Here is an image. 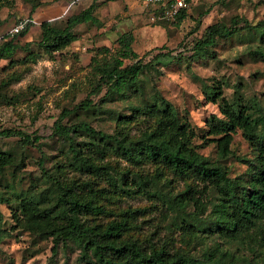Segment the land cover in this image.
<instances>
[{
	"label": "rangeland",
	"instance_id": "rangeland-1",
	"mask_svg": "<svg viewBox=\"0 0 264 264\" xmlns=\"http://www.w3.org/2000/svg\"><path fill=\"white\" fill-rule=\"evenodd\" d=\"M42 1L40 7L47 9L57 0ZM69 1L76 2L64 14L48 17L31 13V4L24 0H0V5L4 2L0 6L1 35L22 19L38 22L30 25L24 36H15L21 48L13 57L0 59V132L13 129L41 137L29 146L17 136L0 138V151L15 158L13 165L0 171V264H88L89 259L77 242L56 240L54 235L44 233L21 214L19 204L23 198H35L41 207L51 208L54 216L60 206L52 178L94 179L71 165L70 143L53 135L52 128L64 109H71L72 113L63 119V124L87 122L108 133L116 131L117 118L131 114L132 104L139 102L134 96L130 98L132 91L122 96L103 86L99 93L93 92L100 79L98 62L118 56L119 38L125 33L133 35L132 47L139 54L138 59L125 60V64L139 59L147 64L141 76L145 90L141 99L151 101L160 96L171 103L189 123L190 143L196 151L226 167L230 178L243 180L248 177L249 164L245 160L254 159L256 154V147L238 130L231 155H219L215 139L220 136L210 133V120L224 118L221 99L214 103L206 91L220 84L224 98L232 101L240 97L250 111L258 112L264 107V57L258 52L264 50V30L254 28L264 21V0H202L180 22L161 24L150 20L140 0ZM91 6L98 22L78 25L76 41L53 53L40 46L42 22L52 21L63 28L69 16ZM234 20L243 22L234 26L238 31L232 37L218 39L215 46L191 55L190 47L204 38L210 25L231 27ZM180 53L186 56L171 58ZM86 99L93 102L88 109L81 106ZM150 122L154 121H131L125 130L139 135ZM75 138L78 143L91 140L85 133H78ZM104 163L112 167L120 185L127 181L131 190H115L105 177L94 179V198L109 213L85 215L82 222L106 225L114 219H126V237L144 245H165L171 252L194 257L216 247L238 256L254 255L261 249L256 239L264 229V219L238 240L221 238L203 226H188L196 225L195 207L189 204L184 211L178 210L170 207L169 199L183 191L192 179H179L169 170L160 173V168L151 163L131 166L114 153L108 154ZM140 176L146 192L138 190ZM218 198L215 188L205 193L202 200L207 208L199 215L202 221L208 219ZM141 207L147 211L136 219L126 214L130 208Z\"/></svg>",
	"mask_w": 264,
	"mask_h": 264
},
{
	"label": "trees",
	"instance_id": "trees-1",
	"mask_svg": "<svg viewBox=\"0 0 264 264\" xmlns=\"http://www.w3.org/2000/svg\"><path fill=\"white\" fill-rule=\"evenodd\" d=\"M24 1L31 4V13L44 4L42 0ZM2 4L4 2H1L0 6H3ZM93 11L94 8L91 6L69 16L63 28L52 21L42 22L43 35L40 46L50 53L65 49L78 39L75 32L78 25L98 22ZM185 15L186 12L183 11L175 21L180 22ZM240 22L243 21L234 20L231 27L210 25L205 31L204 38L190 47L191 55L201 54L207 48L215 46L218 39L232 37L238 31L234 26ZM254 28L264 30V21ZM28 30L29 26L13 36L3 34L5 39L0 44V59L13 57L21 48L15 36H24ZM133 42L134 37L131 33L123 34L119 38L118 56L98 62L96 69L100 79L93 90L94 93H99L103 86H107L108 92L122 96L132 91L130 98L134 96L139 102L132 104L131 114L117 118L116 131L108 133L97 130L87 122L70 126L63 124V119L72 113L71 109H64L60 119L54 123L53 135L65 138L70 143L69 149L72 154L70 163L77 171L87 173L94 179L105 177L115 190L120 188L119 190L129 193L131 188L127 181L120 185L119 178L111 172L112 167L104 163V158L110 153L125 159L131 166L139 167L151 163L160 168V173L169 170L179 179H192L193 182L183 191L169 199L170 207L184 211L192 204L195 207L194 214L198 217L194 218L196 225L189 223V227L203 226L205 230L227 240L244 238L243 234L257 227L258 222L264 219V107L259 108L258 112L250 111L240 97L232 101L224 98L220 84L206 91L214 103L221 99L224 118L213 117L210 120V133L220 136L215 139L219 155L223 158L231 155V144L238 130H242L244 138L256 147L254 159L245 160L249 164L247 179H232L228 176L226 167L212 162L192 147L190 125L179 116L171 103L160 96L151 101L142 100L145 97V90L141 84V76L147 64L140 59L125 64V60L139 58V54L132 47ZM258 52L264 57L263 49H259ZM180 56H186V53L171 58L177 59ZM92 103V100L86 99L81 106L88 109ZM138 119L154 122H150L139 135H131L130 131L125 130V125ZM78 133H85L91 140L78 143L75 138ZM11 136L19 137L27 146L36 144L41 138L13 129L0 132V138ZM43 162L41 160V165ZM14 163L15 158L12 155L0 151V171ZM139 178L138 190L146 192L143 177ZM52 180L57 187L56 201L60 206L59 211L53 216L52 209L41 207L40 201L35 198H23L19 204L21 214L26 216L28 221L37 224L44 233L54 235L56 240L77 242L85 258L89 259L88 264H264V229L256 239V244L261 249L258 253H252L254 255L238 256L218 247L205 250L200 257L185 252H171L165 245H144L138 240L126 237V219H114L106 225H89L82 222L81 219L85 215L109 213L94 198L93 180H66L56 177ZM211 188L218 191L219 200L213 205L208 219L202 221L199 215L207 208L202 198ZM146 211L147 208L144 207L130 208L126 214L136 219ZM57 218L60 221H56Z\"/></svg>",
	"mask_w": 264,
	"mask_h": 264
},
{
	"label": "built area",
	"instance_id": "built-area-1",
	"mask_svg": "<svg viewBox=\"0 0 264 264\" xmlns=\"http://www.w3.org/2000/svg\"><path fill=\"white\" fill-rule=\"evenodd\" d=\"M149 12L150 20L154 23L165 21H175L183 12H187L191 7L202 0H140ZM75 3V2H74ZM35 19H22L10 31L9 35H16L32 24H37ZM0 35V44L4 40Z\"/></svg>",
	"mask_w": 264,
	"mask_h": 264
},
{
	"label": "crops",
	"instance_id": "crops-1",
	"mask_svg": "<svg viewBox=\"0 0 264 264\" xmlns=\"http://www.w3.org/2000/svg\"><path fill=\"white\" fill-rule=\"evenodd\" d=\"M76 1H67V0H59L55 1L51 7L45 8V7H38L35 12L38 14H45L46 16H59L64 14L72 4H74ZM44 8V9H43ZM44 10V11H43ZM35 14V13H34Z\"/></svg>",
	"mask_w": 264,
	"mask_h": 264
}]
</instances>
